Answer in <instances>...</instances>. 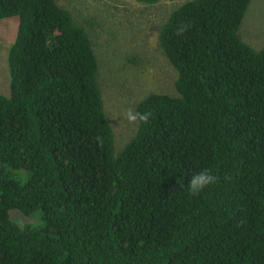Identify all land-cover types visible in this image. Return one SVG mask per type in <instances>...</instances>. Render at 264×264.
I'll list each match as a JSON object with an SVG mask.
<instances>
[{
  "label": "trees",
  "instance_id": "1",
  "mask_svg": "<svg viewBox=\"0 0 264 264\" xmlns=\"http://www.w3.org/2000/svg\"><path fill=\"white\" fill-rule=\"evenodd\" d=\"M249 2L172 10L158 42L177 94L143 97L148 123L115 152L84 28L55 0H0V18L18 17L0 93V264H264V44L238 34ZM205 169L217 183L193 195Z\"/></svg>",
  "mask_w": 264,
  "mask_h": 264
},
{
  "label": "rangeland",
  "instance_id": "2",
  "mask_svg": "<svg viewBox=\"0 0 264 264\" xmlns=\"http://www.w3.org/2000/svg\"><path fill=\"white\" fill-rule=\"evenodd\" d=\"M66 8L75 24L88 34L97 59V82L104 111L113 130L115 152L133 136L137 124L123 113L136 111L138 102L151 92L176 95L177 71L158 42L161 25L185 0H55ZM18 17L0 18V93L9 95L8 51L16 36ZM241 39L255 49L264 44V0H250L238 28ZM19 225L37 217L12 209Z\"/></svg>",
  "mask_w": 264,
  "mask_h": 264
},
{
  "label": "clouds",
  "instance_id": "3",
  "mask_svg": "<svg viewBox=\"0 0 264 264\" xmlns=\"http://www.w3.org/2000/svg\"><path fill=\"white\" fill-rule=\"evenodd\" d=\"M189 28L188 24L180 25L176 29V34L181 35ZM151 113L136 112L131 108H128L123 113L124 119H126L130 124L138 123H148ZM218 177L212 173L210 169L202 170L201 172L192 176L188 182V187L193 195H197L207 189L210 185L217 183Z\"/></svg>",
  "mask_w": 264,
  "mask_h": 264
}]
</instances>
